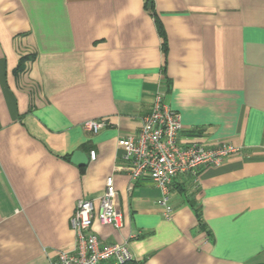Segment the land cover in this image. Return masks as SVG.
I'll return each instance as SVG.
<instances>
[{"label":"crops","instance_id":"0c3cea01","mask_svg":"<svg viewBox=\"0 0 264 264\" xmlns=\"http://www.w3.org/2000/svg\"><path fill=\"white\" fill-rule=\"evenodd\" d=\"M152 1L155 15L146 0H0V264L74 250L77 203L98 212L109 176L124 224L92 232L128 243L130 264H264V0ZM157 91L183 144L241 149L177 178L171 219L118 147Z\"/></svg>","mask_w":264,"mask_h":264},{"label":"built area","instance_id":"2783aa9c","mask_svg":"<svg viewBox=\"0 0 264 264\" xmlns=\"http://www.w3.org/2000/svg\"><path fill=\"white\" fill-rule=\"evenodd\" d=\"M107 125L106 120L96 119L85 122L83 128L96 135ZM182 131L181 115L165 104L164 94L157 91L152 108L143 117L139 131L118 141L121 158L128 165L131 181L150 180L155 184L162 193L161 205L167 219H171L173 211L169 201L171 187L177 178L190 175L198 180L201 169L220 167L241 150L231 142L220 143L214 148L195 141L183 144ZM90 158L96 160V151L90 152ZM117 199L114 177L109 176L98 212L91 200H79L71 218V227L77 237L76 248L59 251L52 264L132 263L134 255L128 243L102 245L99 237L92 232L95 219L102 225L116 229L123 227V213L117 206ZM131 238H137V234H132Z\"/></svg>","mask_w":264,"mask_h":264},{"label":"trees","instance_id":"16d2710c","mask_svg":"<svg viewBox=\"0 0 264 264\" xmlns=\"http://www.w3.org/2000/svg\"><path fill=\"white\" fill-rule=\"evenodd\" d=\"M146 8L151 11L153 15H155L154 12V3L152 0H146ZM160 33L163 35V31L160 30ZM29 60V57H22L19 65V71H22L24 69L25 62Z\"/></svg>","mask_w":264,"mask_h":264},{"label":"water","instance_id":"95a60500","mask_svg":"<svg viewBox=\"0 0 264 264\" xmlns=\"http://www.w3.org/2000/svg\"><path fill=\"white\" fill-rule=\"evenodd\" d=\"M79 156V153H76L74 157H78Z\"/></svg>","mask_w":264,"mask_h":264}]
</instances>
